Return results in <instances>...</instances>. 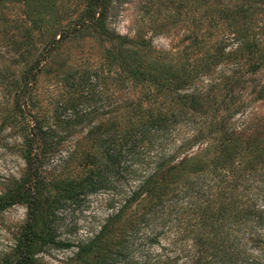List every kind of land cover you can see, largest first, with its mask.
<instances>
[{
  "label": "trees",
  "instance_id": "16d2710c",
  "mask_svg": "<svg viewBox=\"0 0 264 264\" xmlns=\"http://www.w3.org/2000/svg\"><path fill=\"white\" fill-rule=\"evenodd\" d=\"M108 2L87 0L67 32L108 43L102 68L70 74V87L79 92L71 99L70 135H80L61 190L70 204L104 192L110 210L77 244L75 259L113 264L129 233L165 225L178 211L179 224L192 221V264H264V233L254 232L264 229V132L243 114L264 100V82L247 87L243 79L264 70V0H175L172 21L181 17L184 43L177 50L110 31ZM19 57L18 74H0V92L7 105L2 121L20 141L16 152L25 170L4 184L0 213L25 204L27 214L0 264H36L52 241L49 222L59 203L44 181L55 132L34 113L41 57L34 49ZM113 83L118 97L105 93ZM98 85L114 108H79L95 103ZM249 240L262 244L259 254L247 248Z\"/></svg>",
  "mask_w": 264,
  "mask_h": 264
},
{
  "label": "rangeland",
  "instance_id": "374dc122",
  "mask_svg": "<svg viewBox=\"0 0 264 264\" xmlns=\"http://www.w3.org/2000/svg\"><path fill=\"white\" fill-rule=\"evenodd\" d=\"M86 1L0 0V74L13 76L21 64L19 56L35 50L41 57V70L35 82L34 113L41 123L51 126L55 132L53 142L56 147L46 161L45 168L49 172L44 181L49 187L52 185L50 192L59 203L52 207L49 222L52 241L36 255V264H80L74 257L77 244L89 239L110 212L105 206L109 196L104 192L70 204V198L64 199L66 192L61 190L70 180V150L80 135H70L71 99L79 94L70 87V74L104 64V49L108 45L88 34L70 38L67 33L83 13ZM174 1L109 0L107 27L122 36L142 37L156 50H177L184 43L180 42L183 35L181 17L172 21L177 11ZM60 32L66 33L62 40L58 39ZM243 76L249 81L247 87L250 82H264V70L251 75L244 73ZM105 89V93L113 97L120 95L114 83ZM95 91L98 96L95 103L81 102L79 108L92 107L97 113L114 108L113 97L102 99L100 85ZM6 108V99L0 92V192L4 184L19 179L25 170V162L16 152V144L19 145L20 141L2 121ZM243 114L251 125L264 132V100L253 104ZM236 119L240 121L243 117L237 116ZM64 170L67 173L62 174ZM177 213L172 216L176 220L165 225H139L125 238L124 251L113 264H192L197 256L192 241L194 237L187 228V222L192 221L179 224ZM26 214L25 204H16L0 213V258L13 248ZM151 231L154 235H150ZM254 232L264 233V229L258 228ZM236 233L246 239L241 231ZM246 244L252 254H259L263 248L262 244L250 240Z\"/></svg>",
  "mask_w": 264,
  "mask_h": 264
}]
</instances>
